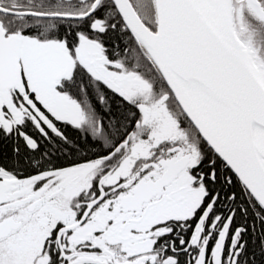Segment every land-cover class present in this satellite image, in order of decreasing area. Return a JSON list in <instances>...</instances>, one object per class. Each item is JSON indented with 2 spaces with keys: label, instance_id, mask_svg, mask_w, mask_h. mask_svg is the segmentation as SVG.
<instances>
[{
  "label": "snow or ice",
  "instance_id": "6c2138e0",
  "mask_svg": "<svg viewBox=\"0 0 264 264\" xmlns=\"http://www.w3.org/2000/svg\"><path fill=\"white\" fill-rule=\"evenodd\" d=\"M0 264H264V0H0Z\"/></svg>",
  "mask_w": 264,
  "mask_h": 264
}]
</instances>
